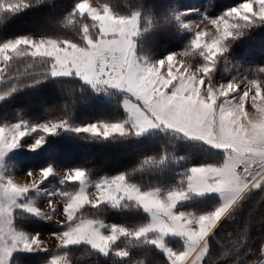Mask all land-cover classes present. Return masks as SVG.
Instances as JSON below:
<instances>
[{"label": "snow or ice", "instance_id": "snow-or-ice-1", "mask_svg": "<svg viewBox=\"0 0 264 264\" xmlns=\"http://www.w3.org/2000/svg\"><path fill=\"white\" fill-rule=\"evenodd\" d=\"M29 6L30 0H0V21L6 14ZM204 22L211 28L201 27ZM255 23H264V0H244L222 15L195 22L190 48L146 63L138 55L135 39L140 31L139 12L121 14L108 2L97 7L90 0H80L66 20V26L78 38L21 36L0 43V78L11 69L12 62L27 58L32 61L29 67L39 65L45 78L47 74L75 75L93 86H113L130 94L125 99L126 120L90 123L76 128L77 132L108 138L164 125L225 153L220 163L191 167L182 178L183 186L166 191L159 187L143 189L128 173H120L95 181L92 194L89 173L83 168L68 170L66 181L78 184V189L60 193L66 218L58 222L63 230L52 235L59 241L58 248L65 251L53 255L50 264H67V249L82 243L104 254L114 250L119 257H128V247L119 243L122 239L131 243L149 237L152 244L165 250L168 264H203L209 250L208 237L241 193L264 184V79L232 80L219 87L209 82L218 58L228 50L230 38ZM197 52L206 63L194 67L188 58ZM246 105L255 111L250 112ZM129 122L131 127H126ZM68 126L65 119L37 125L45 133ZM29 130L24 121L0 126V155L17 147ZM53 171L52 167L41 169L38 178L24 183L0 176V264L18 246L48 249L40 234L28 237L17 231L13 210L21 197L38 188ZM27 175L33 177L34 173L29 171ZM189 192H218L224 203L200 215L178 211L177 205ZM127 202L142 208L149 218L128 227L109 225L97 213L85 214L88 209ZM20 206L50 219L59 211L54 200L43 212L31 204ZM168 234L183 237L185 247H167L164 237Z\"/></svg>", "mask_w": 264, "mask_h": 264}, {"label": "trees", "instance_id": "trees-1", "mask_svg": "<svg viewBox=\"0 0 264 264\" xmlns=\"http://www.w3.org/2000/svg\"><path fill=\"white\" fill-rule=\"evenodd\" d=\"M110 3L124 14L139 12L143 32L141 38L154 55L169 50L184 51L190 48L191 37L180 32L176 14L180 9L194 8L198 13L186 16L217 17L244 0H97ZM80 0H30V6L16 13L6 14L0 21V43L21 36L78 38L75 31L66 26L67 18L74 13ZM178 16V15H177ZM154 21V23L152 22ZM137 42V49L142 50ZM195 64L206 62L204 57L193 54ZM27 58L12 62L11 69L0 81V126L24 121L27 124L46 123L65 119L70 127L93 122H118L126 117L121 97L110 92L107 95L94 92L75 76L52 77L40 72ZM264 23H255L242 30V34L230 38L228 50L222 54L209 80L216 82L229 78H264ZM43 138L34 150L22 147L12 152L9 165L22 171L54 165L63 169L83 168L90 180L128 173L132 181L143 189L159 187L168 190L183 186L182 178L193 166L222 162L220 151L205 143L183 137L181 134L153 130L141 135L129 132L114 134L108 138L93 136L75 130H56L45 133L35 130L22 139L27 145ZM57 188L60 192L75 191L76 183L49 176L37 189ZM37 189L26 196L35 198ZM64 202V200L61 198ZM216 195L189 196L177 205L182 209L209 211L218 207ZM102 216L107 224H123L133 227L149 217L144 211L128 203L120 207L104 205L100 209H88L85 214ZM13 224L28 233H56L63 230L60 224L46 222L40 214L20 209L13 213ZM152 237L121 246L129 249L128 257H119L115 251L103 254L82 243L70 246L67 261L70 264H168L165 253L150 242ZM180 238L166 241L177 247ZM209 250L203 264H259L264 260V184L243 192L229 213L208 237ZM182 246L179 247L181 249ZM58 246L40 252H15L10 264H48L53 255L63 254Z\"/></svg>", "mask_w": 264, "mask_h": 264}, {"label": "rangeland", "instance_id": "rangeland-1", "mask_svg": "<svg viewBox=\"0 0 264 264\" xmlns=\"http://www.w3.org/2000/svg\"><path fill=\"white\" fill-rule=\"evenodd\" d=\"M243 2L244 1H242V2H240L238 4H236V5H234L233 7H236V6L240 5V4H242ZM90 3H92L94 6H97V7L102 6L104 4L102 2H98L97 0H90ZM192 12L193 13H198V10H196L194 8L180 9V10L177 11L178 14H176V17H175L176 20H177V22H178L177 24H178V29L180 30V32H186V33H188L189 36L191 37V40L194 38V34H195L194 33V29H193V24L195 22L196 23H200L206 17L204 15H201V16H190V15H188V16H186V14H190ZM118 13H121V12H118ZM121 14H124V13H121ZM209 18H215V17H209ZM152 22L154 23V21H152ZM140 23H141V16H140ZM201 27H209V28H211V25L210 24H207V22H204V23L201 24ZM142 32H143V28H142V26L140 24V31H139V33H138V35L136 36L135 39H136V43L139 41V43H142V45L144 47L142 50H138L137 49L138 55L141 56V58L144 60V62H146V63H154L156 61H159V60L165 58L170 53H173V52H181L180 50L172 49V50H169L168 52H166L163 55H154L152 52H150L147 49L150 44L146 43L140 37L141 34H142ZM26 36H30V35H26ZM31 37L41 38V37H35V36H31ZM14 39H16V38H14ZM14 39H12V40H14ZM196 54L198 56H200L198 52ZM179 58L180 57H178V59ZM190 62L193 63L191 60H190ZM203 63H206V62H203ZM203 63H201V64H203ZM201 64H195V63H193V66L194 67H198ZM72 76H75V75H72ZM59 77H68V76H59ZM75 77H78V76H75ZM78 78H80V77H78ZM80 79L87 86H89L94 92H96V93H99V94L102 93V94L107 95L110 92H114L115 94H117L118 96H120L121 97V106L124 109V111L126 112V117L123 120H126L127 119L128 112H127V110L125 108V99H126V97H129L130 94L127 93L126 90L119 89V88H116V87H113V86H93L91 83H89L87 81H84L82 78H80ZM243 79H249V78H246V77H238V78H229V79H226V80H218L216 82H211L209 80V82H211L214 86L219 87L220 84H226L227 82L232 81V80H243ZM260 79H264V78H260ZM0 81H1V78H0ZM246 108L250 112H254L255 111L253 108H251L250 105H246ZM123 120H121V121H123ZM20 122L21 121H18L17 123H20ZM53 122H58V121H53ZM17 123H14V124H17ZM93 123H97V122H93ZM41 124H43V123H36V124H31V125L25 123V126L30 129L28 135H26V136H29L35 130H42V128L37 127V125H41ZM6 125H9L10 126V125H13V124H6ZM86 125H83V126H86ZM83 126H78V127H83ZM78 127H70V126H68V127L58 128L57 130H63V131H65V130H75L76 131V128H78ZM126 127H131L130 122H129V124L126 125ZM32 128H35V130L34 131L31 130ZM153 130L169 131V132L181 134L183 137L188 138V139L201 141V142L205 143L206 145L214 148L215 150L220 151V154H222V158L223 159L225 158V153L223 152V150L216 148L214 145H211V144H209V143H207V142H205L203 140H200L198 138H192V137L186 136L184 133L179 132L176 129L168 128V127H166L164 125H160V126H157V127H150V128L145 129L143 132H140V133H137L135 130H132L130 132H132L135 135H141V134L147 133L149 131H153ZM23 138H21L20 143L18 144L17 147L6 151L3 155H0V176H3L5 178L14 177V179L17 182L24 183V182H29L33 178H38V172L41 169H44V168H47V167H52L54 169V171L49 176H52L53 175V176L59 177L61 180H66L65 179V173L68 170H72V169H63V168H58V167H56L54 165H47L46 167H43V168H40V169H32V170L22 171L19 168H17L16 166L9 165L7 163V159L12 154V152H14L15 150L21 148L22 145H23L24 148H26L28 150H31V151H34L41 144L40 143L39 145H36V141L37 140H40V138H37V139L34 140L33 143L25 145V144H23L21 142ZM223 159H222V161H223ZM29 171H32L34 173V176L33 177H29L27 175V173ZM91 181L93 182V184L89 186V192L92 193V194H94L95 193L94 183L97 180H91ZM77 189H78V187H77ZM31 190H35V189H31ZM36 192H37L38 196L35 197V198H29V196L21 197L20 200L18 201L17 207L14 208L13 213H14V211L16 209H20L22 211H25V212H28V213H31V214H36L35 212L29 211L28 208L23 207V206H20V205H23V204H31L32 206L41 209L42 212H43V210L47 211L48 210V207H49L48 206L49 201H53L54 200V203H55L56 207L59 209L58 213L54 216L53 219H50V218L46 217L45 215L40 214L41 217L46 222H48L50 224H59L58 223L59 221H62V220H64L66 218L65 215H64V213H63V211H62L64 202L61 200V197H60V193L61 192L57 188H54V187H51V188H48L47 187V188H41V189L39 188V189H37ZM206 195H216L219 198V201H220L219 206H221L224 203L223 196L220 193H218V192H206V193H202V194L201 193H196V192H189L188 193V196H187V198L185 200H188L189 199V196H206ZM182 201H184V200H182ZM128 203L134 204L133 202H127V203H122L120 206L127 205ZM120 206H117V207H120ZM216 208H213V209H211L209 211H194V210H189V209H182V208H179L177 206V210L178 211H186V212L193 213L195 215H200V214H204L206 212H211V211H214ZM145 214H147V213H145ZM17 231H19V232L27 235L28 237H32V236H35L36 234H40L41 239L45 242V246L48 249H53L54 247H56V246L59 245V241L52 235V233H28V232H25V231H22V230H18V229H17ZM56 233H59V232H56ZM173 238H180L182 240V241L179 240L177 242V244H176L177 247H175V248L174 247H171L170 245H168L166 243L167 240L173 239ZM164 240H165V244H166L167 247H171L173 249H179L180 246H182L181 249L183 247H185V240L181 236L174 235V234H168L166 237H164ZM155 246H156V248L158 250H160L161 252L165 253V255H166V252H165L164 249L157 247V245H155ZM43 250H47V249H26L23 246H18L15 249L12 250V252H11L10 255L4 257V264H10L11 263L12 254H14L15 252H23V251H25V252H33V253H36V252H40V251H43ZM48 264H50V262ZM67 264H70V263L67 261ZM259 264H264V260L261 263H259Z\"/></svg>", "mask_w": 264, "mask_h": 264}]
</instances>
